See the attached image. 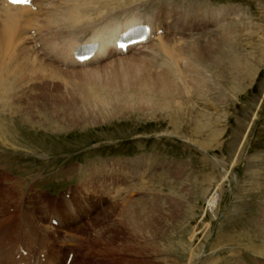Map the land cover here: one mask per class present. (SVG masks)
<instances>
[{"label": "rangeland", "instance_id": "obj_1", "mask_svg": "<svg viewBox=\"0 0 264 264\" xmlns=\"http://www.w3.org/2000/svg\"><path fill=\"white\" fill-rule=\"evenodd\" d=\"M118 1L115 8L105 10L94 4L75 25L54 11L51 24L40 22L36 27L51 47L52 32L59 33L57 37L63 38L55 42L61 51L92 29L94 21L153 13L173 14L169 23L175 21L177 30L170 29L169 37L179 38L185 47L193 38L219 39L213 42L211 55L195 68L190 65L193 58L182 55L185 63H180L177 82L166 94L159 88H138L142 75L120 63L100 76L77 75L65 84L60 83L62 78L49 79L73 103L60 109L57 131L31 127L19 132L14 124L0 121L8 133L0 137V154L10 164L1 165L0 173L14 181L4 178L0 187L10 191V183L25 176L18 185L21 191L2 199L0 220H25L33 232L45 228L58 238L53 250L62 253V262L70 252V263L77 257L75 264L85 263L84 257L87 264H264V0ZM227 5L230 11L224 17H206L211 9ZM24 17L33 20L31 13ZM225 21L230 23L228 47L221 41ZM34 25L31 21L29 26ZM165 31L159 29L155 38H162ZM28 40L32 57L41 65L40 54ZM0 42V73H5L11 67H6L11 44ZM222 47L227 54L221 56ZM143 67L148 69L145 63ZM41 72L45 75L35 79L47 80L49 70L44 67ZM99 90L119 93L107 98L98 95ZM25 94L15 93L23 101L32 93ZM134 94L136 98L131 97ZM18 118L22 117L15 118L20 125ZM69 121L76 124L70 126ZM118 166L116 174L123 177L119 192L130 193L119 202L112 199V204L104 196L116 184V176L103 184L104 173L75 171L98 167L112 173ZM146 166L151 168L148 174L137 172ZM16 168H31L33 173ZM136 173L143 177L137 179ZM68 199L76 210L70 211ZM124 199L132 200L126 205ZM141 202L149 206L148 213H135L132 221V212L145 208ZM51 213L64 224L47 221ZM9 248L7 253L15 257L18 250ZM35 249L44 251L39 245Z\"/></svg>", "mask_w": 264, "mask_h": 264}, {"label": "bare ground", "instance_id": "obj_2", "mask_svg": "<svg viewBox=\"0 0 264 264\" xmlns=\"http://www.w3.org/2000/svg\"><path fill=\"white\" fill-rule=\"evenodd\" d=\"M117 2L119 1L118 0H32L31 5L22 6V5L11 4L7 0H0V41H4L5 44L6 43L11 44V52L9 56L10 64H7L6 66V67H8V65L11 66L10 71H5L6 74L0 73V121L1 122L14 124V126L19 130V132L22 131L24 128H31V127H38L40 129L50 130V131H57L58 130L57 120L59 117L58 114L60 113V109L65 110L64 107L65 105L73 104V103L66 101L65 98L66 93L63 92L60 87H58L60 85L53 84L54 81L49 82V79L62 78L61 82L60 81L59 82L65 84L69 79H73L77 75L83 76L86 74H93V77L100 76L102 73L108 72L115 64L118 63L127 67H133L142 75V77L139 79L137 83L138 88H147V89L159 88L162 90L163 94H166L168 93L170 88H174L175 83L177 82L176 80L179 77V75L176 76V73L179 70L178 67L180 63L181 62L185 63L184 56L182 55L187 54L190 58H193L190 65L193 66V68H195L197 67V64L200 63V61H206L208 55H211V51L214 50L213 42L219 39V38H203L204 42H200V39L193 38L192 40L189 41L190 43L188 44V46L185 47L179 38L169 37V34L172 33L170 32L171 31L170 29L173 28L176 29L175 21H173V23L171 22L172 24L169 23L170 20L169 17L172 16L173 14L172 15L168 14L165 15L164 17H158L156 13H153V14H144V15H131L127 18H123L118 21L117 19L108 20L104 22L98 21L99 23L94 21V23L97 24L92 29L88 28L86 29L84 34L73 38V40L69 43V45H67L66 49L61 51L62 49L61 46H59V44L55 42L57 39L63 38V37L62 38L57 37L59 33L52 32V34L54 35L53 37H55L54 39L55 41L52 43V47H53L52 48L51 46H49L48 43L44 42L41 39L40 37L41 33L36 27V24L40 22L46 25L51 24L55 18L54 11L59 12L60 14L63 13L67 15L71 20V23L75 25L78 24V22L82 21L83 18H85V12H87L86 10L92 9L94 4L98 3L99 10H105L110 7L115 8L116 6L115 4ZM229 11H230V6L228 5L221 7L219 9H211L207 13L206 17L208 18L211 17V19L214 18L218 19L219 17H224L225 15H227ZM25 12L31 13L33 15V20L30 19L28 20V18L24 17ZM192 20L195 23L197 21V18ZM223 20L224 19L220 20L221 23L223 22ZM28 21H30V23ZM31 21L35 23L33 27L29 26L31 24ZM141 23L148 24L152 28V33L149 36L148 40L145 42L135 43L133 45H130L127 47L126 51L118 49L117 41L121 33L130 26ZM224 23L221 26V29L223 30V35L221 34L223 38H221V41L224 47H228L230 46L231 43V37H230L231 32L229 27L230 23L228 21H225ZM84 25H86V23ZM163 27L166 29L165 34L160 35L162 36V38H155L159 34L158 33L159 29ZM29 28L30 30L27 32V29ZM29 38H31L32 41L31 44L36 48L38 54H40L41 56L40 57L39 55H37V57L41 58L40 61L42 62L41 64L42 67H40L41 65L39 64V62L36 61L37 59L35 60V58H33L31 55L34 52L32 51V48L28 46ZM83 41L96 42L98 45L95 53L89 59L80 61L75 58L74 50L80 44V42ZM164 43H167L168 45L166 46V44ZM220 53L221 56L224 55L225 49H223V47L221 48ZM144 63L148 65V69L146 71L143 67ZM232 64H234V62ZM44 67L49 70V72H46L48 73L49 78L47 80L40 79L39 81H37L35 77L37 76V74H41V75L43 74L41 70H43ZM115 68L116 67H113L112 69ZM44 75L45 74H43V76ZM20 83H23L24 85H26V87L21 85ZM16 90L22 93H26V94L32 93V94L30 95V98H27L28 100L23 101L21 100L23 98H20L19 96L15 95ZM37 90L39 92L35 94L34 92L35 91L37 92ZM118 93L119 92H111L106 95L103 94L101 90L98 91V95H102V96L106 95L107 98L111 97V95L117 96ZM26 94L25 96H27ZM37 94L39 95L36 96ZM43 95L44 97H49V99L47 98L44 100L42 99L40 100L38 98L39 96L43 97ZM57 97H62L63 99L61 100ZM131 97L136 98L137 96L134 94ZM94 98L95 100L98 99V97L96 96H94ZM104 109L106 108L104 107ZM19 116L23 118V119L18 118L20 123L22 122L20 125H18L19 123L16 124V119H15ZM75 122L76 121L73 122L69 121L67 123L68 125L73 126L76 124ZM62 127L63 130H68L67 127L64 126ZM2 136L7 137L8 133L6 132L3 126H0V137ZM7 159H8L7 156L0 154V166L1 165L10 166V164H8L7 162ZM75 166H87V165H75ZM94 167L95 166H93V168ZM89 168L91 167H88V169L87 168L78 169L75 171L78 173H89V174H94L99 172L104 173L103 184H106L107 182L111 183L112 176L113 175L116 176L115 179L113 180V182L116 184L112 183L113 184L112 187L108 188V194L106 193L107 195L104 197L106 198L108 197L109 200L111 201L112 198L115 196V198L113 199L119 202L120 199L124 197L126 198L129 195L130 191L128 190L127 192L124 191L122 194H120L119 192V183H122L121 180H119L121 177L120 174H116L118 173L117 171L119 169V166L112 173L107 170L106 173L105 169L100 170L98 169V167L97 169L96 168L89 169ZM142 168L143 170L137 172H142V174L144 173L148 174L149 170L151 169L150 166L148 167L146 166V168L145 167ZM17 172H21V173L27 172L31 174L33 173V169L18 168ZM1 174L2 173H0V181H2V179L4 178L8 181L11 180L13 177V176L12 177L9 176L10 178H7L4 173H3L4 175L2 174V176ZM135 177L138 179V178H142L143 176H137L136 173ZM22 178L23 179L25 178V176L23 177V174L19 179H16L18 180L16 184L10 183L11 187L14 186L13 188L9 187L10 191L12 192L6 190L4 191L3 187L5 186H3L2 188L0 187V205L4 204L2 201L4 197L9 198L10 194L13 195L15 194L14 191L16 192L21 191V189L18 188V185L20 187V184L24 182L21 180ZM105 188L107 189L106 186ZM98 191L100 192L99 189ZM14 197L12 196L11 198L13 199ZM70 197L71 195L69 196V198ZM104 197L99 198V203ZM22 198L24 199V197L20 198L21 202H22ZM81 198L85 199L88 202V198L86 197H81ZM131 200L124 199V203L126 202L127 205ZM67 203L71 205L70 211H73L75 208L72 205L71 200L67 201ZM140 205H142V207L144 206L145 208L135 209V211H133L131 214L133 216L132 221L135 220V213L136 214L141 213L142 216L147 215L144 213H148L147 210L149 209V206L147 207V204L142 202ZM18 207H19V203H18ZM10 215L11 214L9 213V216ZM32 218L33 217H31V219ZM7 219L10 220L11 218H7ZM62 219L57 214L51 213L48 216L47 221L52 222L57 220L59 221V223L64 224V220ZM4 220L5 219L0 220V228H1L0 248L2 249L0 250V264H17L21 259H23L22 253L24 250H26L29 253V256L32 257L33 261L38 264H61V263L75 264L77 257L74 256V260L70 263L71 258L69 257L73 255H70L71 253L69 251H68L69 253L65 254L67 256H65V260L62 262V258H61L62 253H60L58 250H53L57 248L56 239L58 238H53L51 237V235L49 236L47 234L48 232L45 233L44 232L45 228L43 230L40 229V231L37 229V231L33 232V228L31 227L32 225L29 224L30 222L25 223V220L24 221L19 220L20 222L13 223L14 220L11 221L9 220L4 221ZM38 221L41 224V221L40 220ZM31 223L33 224V222ZM53 229L56 230L55 227ZM7 233L11 235H7ZM10 240L11 241L15 240V244L10 245L4 242ZM3 242L5 244H3ZM44 244L49 245V248L45 247ZM38 245L41 246L42 247L41 250L44 251H39L37 253V250L35 248ZM9 247H13L18 250L15 253V257H10V255L7 253V251H9L10 249ZM51 251H54L55 254L52 253ZM57 251L59 253H57ZM114 252H111V254H113ZM105 253L107 254V252ZM19 254L21 256L20 258H19ZM75 254L78 255L79 253L77 252ZM87 258L84 257L85 263L83 264L88 263Z\"/></svg>", "mask_w": 264, "mask_h": 264}, {"label": "snow or ice", "instance_id": "obj_3", "mask_svg": "<svg viewBox=\"0 0 264 264\" xmlns=\"http://www.w3.org/2000/svg\"><path fill=\"white\" fill-rule=\"evenodd\" d=\"M13 2H16V0H13Z\"/></svg>", "mask_w": 264, "mask_h": 264}]
</instances>
